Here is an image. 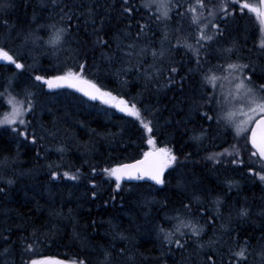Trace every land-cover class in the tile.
<instances>
[{
	"label": "trees",
	"instance_id": "16d2710c",
	"mask_svg": "<svg viewBox=\"0 0 264 264\" xmlns=\"http://www.w3.org/2000/svg\"><path fill=\"white\" fill-rule=\"evenodd\" d=\"M180 2L195 4V0ZM206 2L211 5L218 0ZM12 3L13 7L0 13V44L4 43V36L7 35L4 20L8 21L9 27L14 25L17 30L58 22L59 7L65 3L73 8L76 15L80 4L94 7L97 24L84 23L87 16L73 20V35L65 49L54 53L49 47L41 46L31 50L30 54L26 52L23 62L31 67H26L23 72L13 65L0 63V93L4 92L9 81L17 92L28 88L36 93V108L27 119L37 133L44 136V140L31 145L20 142L10 128H0V160L6 157L14 160L10 167L2 170L3 175L13 179L14 183L8 186L0 181V188H5V192L0 193V252L5 246L4 237L9 233L12 241L10 253L0 255V264H25L36 256H50L76 264L80 260L86 261V264H102L106 251L111 252L107 264H204V252L197 251L191 241L186 249H177L172 245L169 251L158 235L157 226L171 227L175 222L166 217L183 212L181 206L188 202L187 194L177 187L178 174L187 177L188 183L197 184L199 191L207 189L213 197L220 195L225 201L221 217L214 215L207 199L204 201L206 212L203 206L192 209V213L207 225L205 240L213 235L220 239L216 264H228L229 260L236 264L229 250L236 251L245 241L249 245L246 264H264V182L247 171L246 150L243 152L245 165L241 167L229 164L227 159L222 165H214L206 159L209 154L220 152L236 141L232 130L226 129L223 124L205 121L199 116H194L195 123L189 120L191 100L199 98L200 76L191 75L181 92L177 88L158 90L162 88L163 78L159 83H147L142 73L135 69L120 76L114 72L122 66L119 61L123 53L116 52L112 37L128 23L132 24L134 34L136 22H146L155 10L150 13L141 8L140 0H130L137 11L135 18L128 20L120 15L122 0H61L56 8L50 0H12ZM178 11L183 16L174 14L166 29L162 24L150 22L152 31L146 38L142 37L139 44L142 46L150 41L151 47L159 48L167 31L168 40L164 41V47L171 51L163 66L166 68L168 61H172L195 67L191 54L177 46L176 41L187 38L194 43L196 26L191 24V13L185 12L183 7ZM101 19L104 21L103 35L109 40L110 48L93 47L96 38L93 28H99ZM216 22L221 23L224 35L208 44L206 51H201L202 67L215 70L214 66L218 63L240 59L254 65L258 74L264 73V50L259 48L260 24L254 15H230L226 24L219 20ZM77 24L78 30L75 27ZM40 35L47 39L43 30ZM18 44V40L15 43L9 41L8 47L16 48ZM233 45L235 51L231 57L222 54L223 48ZM76 50L87 60L85 75L89 79L114 95L134 99L138 107L152 108L158 122V142L167 143L179 157L178 173L173 172L169 177L170 183L163 190L160 186L149 190L147 183H122L121 191L117 193L114 180H109L101 171L140 159L142 153L148 150L142 139L147 134L142 132L134 117L68 89L49 90L32 79L35 75L60 74L66 67L78 70L83 60L77 58ZM102 52L115 54V62L109 64L102 60ZM151 63L149 56L145 67ZM256 79L257 82H264L259 80V75ZM6 99L0 97V114L8 109ZM209 107L202 111H209ZM209 114L212 112L209 111ZM201 126L207 129L208 138L196 144L188 137L193 127L198 130ZM185 128L189 131L185 132ZM49 132L55 135H49ZM60 146L65 149L62 153L56 150ZM188 153L191 156L185 160ZM49 165L60 167L50 169ZM93 167L96 169L95 176L91 174ZM254 167L259 170L258 164ZM76 169L82 173L78 181L67 178L52 181L50 178L53 170L75 173ZM89 178L95 180L99 186L97 189L92 188ZM226 180L236 181L238 186L228 191ZM126 188H131V191ZM93 190L97 191L95 198L91 196ZM113 195L115 200L111 199ZM144 198L152 203L145 205ZM242 207L250 210L245 218L236 215ZM210 216L214 224L207 223ZM222 224L228 225L227 233L221 228ZM113 225H119V231L129 239L117 238ZM33 232L40 242L34 245L35 253H26L24 246L25 243H32ZM120 249L125 250L123 254Z\"/></svg>",
	"mask_w": 264,
	"mask_h": 264
},
{
	"label": "snow or ice",
	"instance_id": "6c2138e0",
	"mask_svg": "<svg viewBox=\"0 0 264 264\" xmlns=\"http://www.w3.org/2000/svg\"><path fill=\"white\" fill-rule=\"evenodd\" d=\"M50 2L56 8L59 7L61 0H50ZM122 4L120 15L128 20H133L137 9L130 3V0H122ZM140 6L150 13L153 9L155 12L147 18L146 22H136L134 34L132 24L128 23L124 29L112 37V43L116 45V52L123 53V58L119 61L122 66L114 70L115 74L120 76L135 69L142 73L147 83H159L160 79L163 78L162 88L158 90L177 88L181 92H183L189 77L198 74L201 78L199 98H192L191 100L188 113L189 120L195 123L194 116H199L202 120L223 124L226 129L232 130L233 138L236 141L220 152L209 154L206 159L212 161L214 165H222L227 159L229 164L241 167L245 165L243 152L246 150L248 154L247 171L259 181L264 182V82H257L256 79L259 75V80L264 81V73L258 74L254 65L241 62L240 59L229 60L226 64L218 63L214 66L215 70L213 68L205 70L202 67L204 61L201 60V51H206L208 44L224 35L221 30V23L216 21L219 20L226 24L227 17L230 15L247 13L254 15L260 24L259 48L264 50V0H255V2H250V0H218L211 5L206 0H195L194 5H184L180 0H140ZM11 7H13L12 0H0V13L7 12ZM181 7L185 9V12L192 14L190 21L192 25L196 26V36L194 43L189 42L186 38L183 41L177 39L176 44L191 54V60L195 67H186L184 63L168 61V66L165 68L164 62L171 51V49L164 47V41L168 40L167 31L164 32V39L159 48L151 47L150 41L141 46L139 41L142 37L146 38L148 33L152 31L150 22L162 24L166 29L174 14L183 16V13L178 11ZM57 15L59 17L58 22L38 24L27 30H17L14 25L9 27L8 21L4 20L3 25L7 35L4 36V43L0 44V62L13 65L15 69L23 72L26 67H31V65H26L23 62L26 52L30 54L31 50L41 46L49 47L54 53H59L65 49L69 44V38L73 35V20L87 16L84 23H91L94 26L97 24L95 8L83 4L79 5L78 15L74 14L73 8L66 3L59 7ZM75 27L77 30L79 29L78 24ZM41 30L45 32L47 39L40 35ZM103 32L104 21L101 19L99 28H93V35L96 37L93 41L94 48H110L109 40L104 38ZM17 40L19 44L16 48L8 47L9 41L15 43ZM125 41L129 42L125 43ZM234 51L235 45L223 48L222 54L231 57ZM76 52L77 58L83 60L79 63L78 70L66 67L60 74L35 75L32 79L46 85L50 90L73 89L89 100L100 101L122 113H126L129 117H134L139 122L142 132L147 134L142 136V139L147 144L148 150L142 153L140 159L131 163H120L113 167L103 168L101 171L109 180H114L117 193H120L122 182L125 180L151 182L147 185L149 190L155 189L156 186H160V190H163L170 183L169 177L172 176L173 172L178 173L179 157L167 143L158 142L156 132L158 122L152 108L138 107L134 99L130 100L120 95H114L112 91L105 90L94 80L89 79L85 75L87 60L79 55V50ZM114 56L115 54L101 53L102 60L109 64L115 62ZM149 56L152 63L145 67L146 58ZM33 62L35 63V57H33ZM122 83H126V81H122ZM0 97H7L5 103L9 109L0 114V127L10 128L20 142L35 145L38 141L44 140V136L39 135L31 121L27 119L36 108V93L28 88H21L17 92L12 81H9L4 92L0 93ZM206 106H210L211 115L209 111H202ZM188 131L189 129L185 128V132ZM49 135L54 136L55 133L49 132ZM188 138L196 144H201L208 138V131L202 126L198 130L193 127ZM56 150L61 153L65 151L63 146ZM190 156L191 153H188L185 160L189 159ZM12 163L14 160L7 157L0 160V181L8 186L12 185L14 180L5 177L2 170L10 167ZM257 164L259 170L254 167ZM48 167L58 169L60 166L49 165ZM91 174L92 176L96 174L94 167L91 169ZM81 177L82 173L79 169H76L75 173L58 170H53L50 173L52 181L62 178L78 181ZM89 183L93 189L99 187L94 179L89 178ZM225 184L228 191L238 186L237 182L233 180H226ZM177 187L187 194L188 202L182 204L183 212L166 217L167 220L175 222L171 227L157 226L162 244L168 246L169 251H171L172 245H175L177 249H186L191 241L197 251L204 252V264H216L218 254L216 250L220 245V239L213 235L205 240L207 225L192 213V209L194 206H203V210L206 212L207 207L204 205V201L207 199L212 205L214 215L221 217V207L225 204L223 197L220 195L213 197L207 189L203 192L199 191L198 185L188 183L187 177L182 174H178ZM125 190L131 191V188ZM2 192H5V188H0V193ZM91 196L95 198L97 191L93 190ZM111 199L115 200L116 196L113 195ZM150 203H152L151 200L144 198L145 205ZM249 211L248 208L242 207L237 210L236 215L239 218H245L249 215ZM230 219L231 216H229ZM207 223L214 224L215 221L210 216ZM112 227L116 230L117 238L129 239L128 236L119 231V225ZM221 228L226 233L229 231L227 224H222ZM32 236V243H25L24 251L26 253H35L34 245L40 242L35 232L32 233ZM11 244L9 233L8 236L4 237L5 246L0 255L9 254ZM248 247V241H245L236 251L229 250L231 257L236 260V264H246ZM205 249L207 251H204ZM124 251V249H120L122 254ZM104 255L105 262L102 264H107L111 259V252L106 251ZM130 259H134V257H130ZM25 264H66V262L55 257L36 256L30 258ZM79 264H86V261L80 260ZM228 264H232V260H229Z\"/></svg>",
	"mask_w": 264,
	"mask_h": 264
},
{
	"label": "water",
	"instance_id": "95a60500",
	"mask_svg": "<svg viewBox=\"0 0 264 264\" xmlns=\"http://www.w3.org/2000/svg\"><path fill=\"white\" fill-rule=\"evenodd\" d=\"M0 63H2V62H0ZM65 89H68V90H70V91H72V92H74V93H76V94H78V95H81V96H83L81 93H79V92H76L75 90H73V89H70V88H65ZM83 97H85V96H83ZM85 98H87V97H85ZM123 184H137V183H151V182H144V181H135V180H133V181H128V180H125V181H123L122 182ZM65 261V260H64ZM66 262V264H76V263H72V262H68V261H65Z\"/></svg>",
	"mask_w": 264,
	"mask_h": 264
},
{
	"label": "rangeland",
	"instance_id": "374dc122",
	"mask_svg": "<svg viewBox=\"0 0 264 264\" xmlns=\"http://www.w3.org/2000/svg\"><path fill=\"white\" fill-rule=\"evenodd\" d=\"M45 86H46V85H45ZM46 87H47V86H46ZM49 90H50V89H49ZM53 90H54V91H57V90H59V89H52V91H53ZM7 107H8V106H7ZM8 110H9V109H6V111H8ZM6 111H5V112H6ZM0 128H1V127H0Z\"/></svg>",
	"mask_w": 264,
	"mask_h": 264
}]
</instances>
